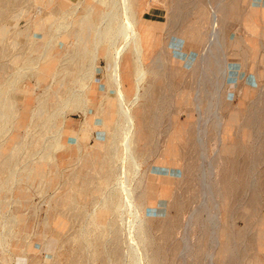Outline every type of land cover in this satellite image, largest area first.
Listing matches in <instances>:
<instances>
[{"label":"rangeland","instance_id":"1","mask_svg":"<svg viewBox=\"0 0 264 264\" xmlns=\"http://www.w3.org/2000/svg\"><path fill=\"white\" fill-rule=\"evenodd\" d=\"M40 1L45 5L42 0H25L24 18H17L16 22L25 23L28 28V23L34 20L32 16L41 9ZM76 2L52 0L47 9L62 10V16L39 17L48 24L51 36L61 39L55 46L71 48L74 45L72 34L61 38L65 29L73 31L74 27L61 30L58 24L74 22L81 13L79 9L74 10ZM133 2L143 5L138 16L142 15L151 24L155 37L151 52H146V46L142 53L139 69L144 75L140 81L141 95L135 105L151 106L146 116L154 118L144 129L145 142L135 139L130 154L133 160L126 161L127 185L133 191L135 212L129 209L115 184L122 149L113 164L115 178L106 188L92 190L100 186L99 176L103 175L97 170L96 174L92 172L91 163L84 159L77 162L87 150L98 154L96 148L90 147L94 138L86 132L77 133L79 145L74 137L69 145L65 134L59 146L53 139L55 129L48 130L45 132L48 141L54 140L56 144L51 150L41 145L32 147L36 153L33 161L24 160L26 142L30 135H38L36 129L26 126L31 120L29 109L36 105L49 80L44 79L47 63L40 56L43 50L11 49L9 56L3 58L8 63L0 67V73L9 80H0V88H8L16 108L15 114H3L0 119V182L9 183L4 185L14 186L15 191L23 189L25 194H3L0 202H6L7 210L3 209L2 213L7 217L14 218L15 222H19L20 216L25 219L24 224L16 225H5L6 220H0V237H16L15 242L0 240L1 264H71L72 260L79 264H113L111 250L115 246L121 251L117 264H149V261L153 264H264V0ZM212 8L217 13L215 26ZM169 20L172 23L167 24ZM196 21L201 23L200 40L199 36L186 38L181 32L176 34L188 22ZM43 22H35L32 27L41 29ZM213 29L218 31L222 48L211 51L217 57L208 58L209 42L203 32ZM162 46L174 48L166 58L163 56L162 81L150 83L151 58L162 52ZM14 52L23 56L16 58ZM223 54L229 60L228 76L221 69ZM96 61L99 68H104L102 59ZM97 77L99 81V70ZM95 84L93 81L92 85ZM151 86L159 89L149 94ZM98 99L96 93L89 95L91 103ZM64 115L65 123L78 130L83 114L67 111ZM99 128L98 124L92 133L96 135ZM86 141L90 143L88 146ZM15 147L20 153L11 155ZM139 149L143 150L141 154ZM7 156L12 158L5 160ZM39 160H43L40 167L44 177L37 176L31 182L27 177L28 167ZM78 169L80 175L94 173L92 179L79 185L83 178L74 177ZM78 189L82 195L76 193ZM68 197L73 199L72 203ZM105 197L114 199L115 203L109 204L103 218L100 213L106 205ZM75 205H83L84 216L76 215ZM115 235L120 241L114 240ZM77 236L85 239L81 251ZM132 237L138 241L143 254L139 261L130 246ZM47 243L52 246L51 254L46 251ZM8 251L16 252L15 257L7 259Z\"/></svg>","mask_w":264,"mask_h":264},{"label":"bare ground","instance_id":"2","mask_svg":"<svg viewBox=\"0 0 264 264\" xmlns=\"http://www.w3.org/2000/svg\"><path fill=\"white\" fill-rule=\"evenodd\" d=\"M51 1L52 0H44L45 2L44 6L48 5ZM80 2L83 1L77 0L76 7L78 8L75 7L74 10L76 11L77 9H79L81 10V13L75 17L76 19L74 20V22L72 21L67 24L65 23L58 24L61 30L67 28L68 26L74 27L73 31L72 29L71 31H67V29H65L62 32L63 36L65 35L69 37L70 34H72V37L74 36V45L71 46V48L70 46L67 45L62 46L61 48L58 49L56 48L57 50L55 52L49 51V49H47L46 46L44 47V49H42L43 52L41 53L40 56L44 58L43 63L44 64L47 63L46 68L44 70L45 72H47V74H44L45 75L44 79L45 80L48 79L49 81L47 82L44 88L42 96L37 97L36 105L31 106L30 109L31 120L26 124V126L31 128L32 130L36 129L38 131V135L37 136H34V134L30 135V140L26 142V147L28 149L26 152H23V154L25 156H28L30 161H33L34 159L33 156L36 153L35 151L32 150V147H37L41 145L44 149L46 147L51 150V147L54 146L56 143L59 144L60 146L61 140L63 139V136L65 134H67L69 138L68 144L72 142V140L74 139L75 143L79 145V142H77L79 141L77 138V133L79 131H81L80 132L81 134L82 132H86L88 137L94 138V143L90 145V147L96 148L98 154H94L92 153V151L87 150L85 151V153H83L84 155H80L78 157L77 162H80V160L84 159L87 163H91L92 172L96 174L97 171H100L101 172L100 174L103 175V177L99 176L101 179V182L99 183L100 186H94L92 189L96 192L98 191L96 187L98 189L101 186L106 188L109 181H111V179L113 178V176L115 178V175L113 173H115L116 171L114 172L115 167H113V164L115 162V157L119 154L120 149H122L120 152L121 157L120 160L118 161L119 162L118 169H116L118 170V175L116 177L117 179L115 184L120 189V195H123L125 197V202L129 206V209L135 212L134 209L136 208V206L134 204L135 201L134 196H132L133 191L127 185L128 179L126 176V161L128 158L133 160V157L130 156V154L132 153V149H131L132 142H134L135 139L136 141L145 142L147 136L144 133V129L147 126H150L149 123L153 121L152 119L154 118V116L150 118L146 116L149 113V111L152 109L151 106L148 105L135 106L138 98L141 95L140 81L142 80L144 75V72L139 69L140 68L139 66H142V62H141L143 59L142 53L146 46L148 48L146 52L148 53L151 52V50L153 49L155 42V37L153 35L154 31L152 30L151 24L148 23L142 15L138 16L143 10L142 4H141L142 10L140 9L141 6L140 2H138V4L137 3L133 4L134 3L133 0H121V2L119 0H92V2H88V3L83 2L82 6H80ZM105 8L107 9L105 10ZM116 9H118L119 11L117 12ZM216 14H217L216 8H212L211 17H212V24H214V26L216 25L215 24ZM170 22H171L170 20L167 21V24H170ZM34 24L35 22L30 23V27L34 26ZM200 24H201L200 21H196L193 23L188 22L186 24V27L184 29L177 31L176 34L181 32L180 34H182L183 37L186 36V38L189 37L198 38L199 36V40H200V34L202 33L200 29ZM33 30H34L33 31L34 34L36 29L33 28ZM39 30H42V28ZM172 32L175 33L174 31ZM203 33L207 34L206 40L209 42V46L207 47L208 50L207 57L209 58L210 55H212L213 57H217V54H211V51L218 49V47L219 49L222 48V42H221V38L219 37L218 31L216 29H213L211 31H208V33L207 32H203ZM172 48L174 47L162 46L161 47L162 52H159L156 55L152 54L153 57L152 56H151L152 58L150 57L152 59V63H151L152 69L151 71L149 70V72H151L150 73L151 77H149L148 79L150 83L153 82L155 84L158 81L159 82L162 81V78H160L163 77L162 76L163 72H161L160 70L163 64L162 59L163 56L164 58L167 57L168 51L171 50ZM14 56L16 58H19L21 54L15 53ZM224 56L225 55L223 54L222 55L223 67L221 69L223 74L228 76V73L230 72V66L228 65L229 60L227 61L226 57ZM97 59L103 60L105 64L104 68L102 69L99 68L96 61ZM54 60L56 61V65L53 67ZM98 70L99 72H101V78L99 81L97 80ZM93 81H96L95 85H92ZM54 83H55L54 85L55 88L52 90L51 86ZM158 89L159 87L151 86L148 88V93L153 94V92H156V90ZM95 93L98 94L99 99L97 102L91 103L90 102L91 100L89 101V95ZM154 109L155 108L153 107V110ZM67 111H70L71 113L74 111H78L83 114V120L81 121L78 130H75L74 128L71 127V125L65 123L64 114ZM214 114H216V112ZM98 124L100 125L99 132L96 133L95 135L92 133V131L93 128L98 126ZM54 129H55L54 133L56 135H54L53 139H55L56 143L53 142L54 140L52 142H49L48 141L49 136L45 134L46 131L48 130L53 131ZM198 140L199 141L201 140L200 135H198ZM144 142L142 146L145 145ZM89 144L90 143L87 142L86 146H88ZM16 147H15V153L17 155L18 153H20V151L18 150L19 148ZM49 149H47V151ZM78 150H80V148H78ZM142 151H143L142 149H139L138 153L141 154ZM42 161L43 160H39L37 161V163L42 164ZM39 166L40 165H38L37 167L38 169ZM32 169L34 170V166L32 167ZM80 172L81 171L78 169L76 170L75 174L73 173L75 175L74 177L78 176L83 178V180L79 183V185H82L81 184L82 182L83 184H85L86 181L92 179L94 175V173L93 175L87 173L86 174L81 173L82 175L81 176L79 174ZM76 193L80 195L83 194L81 189H78ZM108 193L110 194V192ZM109 198L107 197L105 199L106 205L103 206L104 211L100 213V216L103 218H105L106 216L105 214H106V210H108L109 208V204L112 205L113 203H115L114 199L111 198L112 199L111 200ZM72 200L73 199L68 197L69 203H72ZM82 206L80 205L79 207L76 206L75 209L78 210L76 211L77 216L80 215L84 216L83 211L85 212V210H83ZM100 225H103V223H100ZM107 225L109 224L107 223ZM81 233L82 232H80V234ZM98 234L99 237L100 235H102L101 230H99ZM119 239L120 237H116L115 235L114 240H116L117 242L120 241ZM77 241H79L77 242L79 243L78 249L79 250L83 249L84 245L82 243L85 242V239L80 236L78 237ZM98 241L100 242L101 240L98 239ZM106 241L108 240L106 239ZM131 241L132 242L130 243V246L132 247V249L136 251V255H135L136 261H139V257L140 258L143 257L142 252L139 251L138 248L139 243L135 239V237H132ZM103 244L105 245V243ZM46 248H47L46 251L50 252L51 254L50 248H52V246L50 243H47ZM111 251L113 253L112 256L114 258L113 264H117L118 260L121 257L120 247L117 248L115 246L112 248ZM102 257L103 255L100 253L99 258L102 259ZM73 261L74 260L69 262L71 264H79L77 263V261L75 262ZM103 264L105 263L103 262ZM149 264H153V262L149 261Z\"/></svg>","mask_w":264,"mask_h":264},{"label":"crops","instance_id":"3","mask_svg":"<svg viewBox=\"0 0 264 264\" xmlns=\"http://www.w3.org/2000/svg\"><path fill=\"white\" fill-rule=\"evenodd\" d=\"M24 1L25 0H0V67L1 68H3L2 66H5L8 63L6 60L3 61V58L4 56L6 57L9 56V52L11 49H16L18 51L19 49L24 50L25 48L34 49V50H42L46 46L47 49L56 51L58 48L62 47L60 45L55 46V42H60L61 39L56 40L54 37H52L51 36L52 34L49 33L47 29L48 24H44L43 20L40 19L39 17L47 18L49 14L50 16L55 14L53 16L59 17V16H62L63 11L62 10H54V11L48 10L47 5L44 6L40 1L41 9L37 12L35 16L34 15L32 16L34 20L28 23L29 25L28 26L29 29H28L27 27H25V23L20 24V21L16 22L17 18L18 19L24 18V14H23L24 8H25V6H23ZM76 13L72 12V15L75 16L74 14ZM34 21L40 22V23L43 22V27H42V30L36 29V31L33 34L34 30H33V27H30V23H33ZM16 23L18 27H15ZM61 38L63 39V35L61 36ZM1 68L0 70H2ZM7 77H8L7 75H5L4 77V75L0 73V80L8 81L9 79H7ZM11 97L12 96L8 92V88L6 89L0 88V119H2L1 115L3 114L5 115L13 114V113L15 114V108H16L15 103L16 102L11 101L10 100ZM30 109H29V112H30ZM10 153L11 155H16L15 150L11 151ZM8 157L9 156H7L5 160L8 159ZM11 158L12 157H9V160ZM24 160L30 161L28 156H26ZM38 165L42 167L41 163L35 164L34 170L32 169L33 167L32 165L28 167L29 173L27 174V177L31 182L33 181V179L37 178V176H39L40 179L44 177V172L41 171L42 169L40 166H39V169L37 168ZM4 184H9V183L0 182V201H2L1 195L3 194H13L15 192L25 194V191L23 189H18V191H15L14 186L10 187L9 185H4ZM38 184H41V181H38ZM3 209L7 210L6 202L5 203L0 202V220H6L5 222H3L5 223V225L6 224L16 225V224H21V223L24 224L22 220H24L25 218L23 216H20V219H18L19 222H15L14 218L12 217L9 218L6 216L7 214H5L4 212L2 213ZM0 225H2V223ZM5 239H7L9 242L16 241V237H0V240H5ZM15 255H16V252L8 251L7 259H9L10 257L14 258Z\"/></svg>","mask_w":264,"mask_h":264}]
</instances>
